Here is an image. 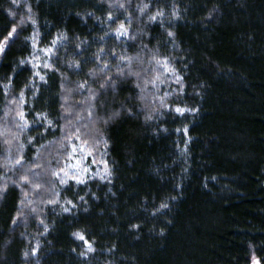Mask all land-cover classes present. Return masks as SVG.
Segmentation results:
<instances>
[{"label":"trees","instance_id":"16d2710c","mask_svg":"<svg viewBox=\"0 0 264 264\" xmlns=\"http://www.w3.org/2000/svg\"><path fill=\"white\" fill-rule=\"evenodd\" d=\"M14 25L0 264H264V0H0V43Z\"/></svg>","mask_w":264,"mask_h":264},{"label":"rangeland","instance_id":"374dc122","mask_svg":"<svg viewBox=\"0 0 264 264\" xmlns=\"http://www.w3.org/2000/svg\"><path fill=\"white\" fill-rule=\"evenodd\" d=\"M16 30H17V25H14L9 31V33L1 41L0 57L2 53L4 52V50L6 49V47L8 46L10 40L13 38L14 34L16 33ZM157 93H159L164 100L166 99V96H167L166 94L160 93L158 91ZM66 103L67 101L64 100L63 101L64 105L62 107V112L64 116V122H63V127H62V138L57 143V146L60 147V154L64 162V167L65 165H67L63 171V172H66L65 177L67 178V176L71 174L73 178H78V176L80 177L84 176L82 170L87 169L84 166V164H87V162L89 163L90 159L88 160V157H95V156L92 154L93 151L90 145H87L86 143L81 142L78 139V136H76L71 131V127L73 125L70 121L71 111L69 110V103L67 104ZM11 114H13L12 117H13V122H14L15 121L14 111ZM79 127H80V131L83 132V128H85V126L82 125ZM80 131L76 130L77 135L80 133ZM13 142L15 143V138L13 139ZM48 151H49V148L46 150V153ZM93 160H94V164H99L97 158H93ZM41 162H42L41 167L39 166V164H34V165L30 164L31 166L22 169L20 174H22L23 177L21 179L23 181L24 179H27V178L29 179L31 178V180H33L39 177L40 174L45 175V172L47 171V167L45 166L46 162L45 161H41ZM16 163L20 164V161L16 160L14 164L16 165ZM19 169H21V167ZM37 169H39V171ZM91 171L94 172L95 170L92 169ZM94 173L98 174L97 172H94ZM22 206H23V208L21 209L22 214H20L21 217L26 215L27 210L30 208L31 204L29 202H25ZM250 264H260V263L256 257H252Z\"/></svg>","mask_w":264,"mask_h":264}]
</instances>
